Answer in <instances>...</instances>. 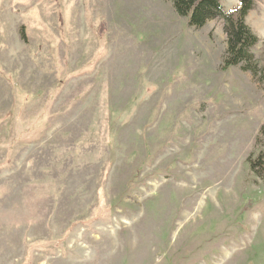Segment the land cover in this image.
I'll return each instance as SVG.
<instances>
[{"label": "rangeland", "instance_id": "rangeland-1", "mask_svg": "<svg viewBox=\"0 0 264 264\" xmlns=\"http://www.w3.org/2000/svg\"><path fill=\"white\" fill-rule=\"evenodd\" d=\"M226 49L170 0H0V264H264V84Z\"/></svg>", "mask_w": 264, "mask_h": 264}, {"label": "trees", "instance_id": "trees-1", "mask_svg": "<svg viewBox=\"0 0 264 264\" xmlns=\"http://www.w3.org/2000/svg\"><path fill=\"white\" fill-rule=\"evenodd\" d=\"M175 11L188 19L195 28H202L211 20L220 19L226 36L225 66H238L250 72L264 84V66L257 59L254 47L259 38L246 22L256 0H240L236 11H227L221 0H170ZM262 131L264 132V126ZM250 167L264 178V152L250 159Z\"/></svg>", "mask_w": 264, "mask_h": 264}]
</instances>
